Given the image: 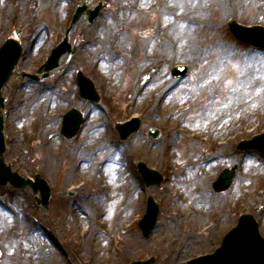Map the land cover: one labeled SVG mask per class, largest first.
Here are the masks:
<instances>
[{"label": "rangeland", "instance_id": "1", "mask_svg": "<svg viewBox=\"0 0 264 264\" xmlns=\"http://www.w3.org/2000/svg\"><path fill=\"white\" fill-rule=\"evenodd\" d=\"M10 1L13 4L23 5L24 7H30L35 4V0ZM53 1L44 0V6L38 13V18L35 21L20 23L14 19H9L4 26L0 27V46L9 37H15L16 30H20L21 35L18 39L23 48L22 57L2 93L5 98V162L11 166L13 172L18 173L22 177L32 178L35 174H39L44 178L52 189L50 205L47 208L37 205L35 196L29 187L20 190L13 189L10 185L0 186V201H10L17 196L26 197L34 212V228H39L41 225L42 227L45 226L46 229L52 231L57 239L64 244L69 239L73 242H79L73 239L76 230L74 229L72 216L73 214L84 212L83 205L84 201L87 200L86 193H93L94 189L89 185L80 188L75 184H67V182L72 180H69L68 177V172L71 169L70 155L73 149L85 140L89 125L102 115L104 116L105 126L109 129L110 139L107 143L114 145L112 150L131 149L132 147H138L142 150L139 154L128 155L123 166L125 175L135 178L141 193L137 209L133 210V216L128 223V227L130 234L139 238L142 241V245L137 251L127 249L126 244L115 246L116 257L111 263L129 264L133 261L154 257L153 264H164L169 257L170 248L160 245L155 234L160 221H163L167 217L165 206L169 198L162 192H165V187L170 184V176L174 175L173 169H169L166 166L164 160L165 152L172 151L178 156L182 155L183 158L191 142L188 136L177 133L172 134L175 124L177 123V126L180 124L193 130L202 127L204 125L201 120L204 114L203 108L208 106V102L210 104L220 103L229 94H231L230 97L235 98L234 101L256 99L254 101L257 103L259 95L255 91V88L259 82L257 84L254 82L253 87L250 89L251 91L243 89L242 84L237 86L235 83L238 82L237 76L242 78V73L247 66H256L260 69L258 73L264 72V50L238 42L229 33L227 23L236 21L246 26H264V0H240V5L238 0H212V7L207 8L205 15L206 24H195L193 33L191 34L193 41L192 49H196V53L199 55L184 60H177L178 54L175 51L174 57H172L173 60L169 64L165 65L164 61L160 60L156 61L152 68H143L142 65H138L144 55V51L141 50L140 45L153 34L155 20L158 15L156 13L149 14L145 22L136 17L134 19L130 17L129 21H126L121 28L123 38L120 45L116 48L106 45L112 53H118L124 57L120 61V64L126 63V67L120 68V79L117 89H110L100 82L99 71L92 64L90 53L87 51L85 44V38L87 36L93 38L101 37L103 29L109 27L116 18L119 8L118 0H105L104 9L94 23L89 24L86 18H82L77 22L68 34L69 43L77 49L75 55L70 60H68L67 55H64L60 59L58 68L51 71L47 78H41L35 82L20 75L21 72L36 73L37 69L49 56L51 49L65 36V31L69 27L71 17L78 5L82 3L93 5L98 0H64L63 9L58 14V17L53 16ZM222 4H225L224 8L228 10L225 14L224 12H218L222 11ZM58 23L61 25L60 27L57 26ZM37 25L47 28L44 31L45 38L39 47H31L32 34H34V28ZM99 48L102 49L100 46ZM216 58H219V61L214 66L212 61ZM176 65L187 66L188 71L183 78L172 77L170 70ZM210 67H215L217 76H220L217 82L211 84L212 95L209 96V93L202 92L191 99L190 96L193 94L192 89L199 75ZM77 71H82L94 82L100 95V102L91 103L80 98L76 84ZM60 73H62V80L65 79L63 86L69 90V94L74 97V100L72 101L68 97L69 100L61 101L57 104L60 105V108L56 111L57 116L54 115L57 117V120L56 125H53L52 136L53 138H58L54 143L59 147V150L56 151L58 154L52 160L54 163L52 165L51 159L53 155L49 153V148L39 146V141L30 137L38 133L43 123V119H37L36 115L33 116L30 106L35 103V99L38 96L43 95L45 90L54 83ZM146 75H148V78L144 81L143 79ZM135 78L138 79L140 88L148 86H152L153 89L155 88L159 92L158 101L150 105L146 102H140L139 104L132 103L129 98V83ZM165 80H175L177 84L175 99L171 98L174 95L167 97L166 92L160 93L162 83ZM255 81L257 80L255 79ZM260 87L262 88V86ZM240 90L242 94H237L236 91L239 92ZM249 91L251 92L250 94H248ZM26 93L31 96L29 101H26ZM182 93L189 94V104L175 118L176 114L174 115L171 111H165L164 109L168 108L170 103L176 106L178 98ZM233 93L234 95L232 96ZM71 108L82 111L85 115V122L78 135L67 140L59 134V130L63 114ZM134 115L141 119V127L136 134L131 135L125 141H121L115 131V125ZM243 121L244 124L245 121L248 122V127L240 132H231L228 129L226 133L214 135L215 139L224 143L218 146V150L223 149L224 146L227 147V150L223 151L224 155L219 159L217 170L210 178L208 187L202 194V197H199L200 202L201 199L205 200L206 209H211V198L213 197H224L226 199L230 194L233 196L238 195L237 187L241 183L245 185V180L241 177L242 172L244 173L249 169L245 163L251 162L264 169L263 155L256 151L240 152L236 150V145L239 141L264 133V122L258 123L253 115L246 119L243 118ZM237 126H239V120L237 121ZM150 128L160 130V138L153 139L148 136L147 133ZM12 135L20 136L22 143L26 142V149L24 151H14L12 149L15 141L14 139L11 140ZM196 145L197 147L194 151L196 156L206 157L207 153L213 150V145L208 141H201ZM105 159V154L100 157L95 156L90 166H99ZM139 161L145 162L148 167L160 172L163 175V182L160 185L146 186L137 171L136 164ZM233 165H238V172L229 189L220 193L214 192L212 189L213 182L223 169ZM255 186L261 192L260 200L252 202L250 198L242 208H229L221 215L222 219L214 220L212 217L199 216V219H197L199 222L197 221L198 224L195 226L197 227L196 229L191 223H185L180 227L175 222L169 223L171 228H174L175 234L178 237H181L184 231L192 232L197 230L196 234L188 237L184 245L180 247L176 256L178 263L186 264L190 259L212 253L219 247L225 233L236 225L241 214H250L254 217L264 238V180L255 182ZM171 187L177 188V186L172 185ZM70 191H73V196L69 195ZM148 196H151L158 204L159 215L156 225L151 230L149 236L145 238L138 227V223L145 214ZM87 213L89 214L88 210ZM41 218L44 222L42 224L39 221ZM62 221L65 223L63 224ZM162 231H164V227L161 225ZM90 239L91 237H87L82 241L81 251H83V244L88 245ZM5 240L7 241L0 240V264H25L22 260L7 261L5 259L7 254L5 242H10V239L6 238ZM71 252H77L73 244ZM77 262L78 264H88L84 256L83 258L77 257Z\"/></svg>", "mask_w": 264, "mask_h": 264}, {"label": "bare ground", "instance_id": "2", "mask_svg": "<svg viewBox=\"0 0 264 264\" xmlns=\"http://www.w3.org/2000/svg\"><path fill=\"white\" fill-rule=\"evenodd\" d=\"M120 1H117L119 8L115 20L109 27L103 29L101 37L87 36L85 38L87 51L90 53L92 64L99 71V80L102 84L110 89H117L120 68L126 67V63L120 64L124 57L118 53H112L106 45L115 48L120 45L123 38L121 28L126 21H129L130 17L133 19L136 17L145 22L149 14L156 13L158 15L153 34L140 45L144 55L138 65H142L143 68H152L154 63L160 60H163L165 65L169 64L173 60L175 51L178 54L177 60L199 55L196 53V49H192L191 34L195 24H206L205 15L207 8L212 7V0ZM53 2V16L58 17L63 9L64 0H54ZM238 3L240 5V0ZM43 6L44 0H35V4L30 7L13 4L10 0H0V27L4 26L9 19L20 23L35 21ZM224 6L225 4H222V11L218 12H224V14L228 12ZM219 14L217 15L219 16ZM57 26L61 25L58 23ZM46 29L41 25L34 28L31 47H39L43 43ZM218 61L219 58L212 61L214 66ZM258 70L260 69L256 66L245 67V74L242 73V78L237 76L238 82L235 83L237 86L242 84L243 89L250 90L254 82L256 84L259 82L255 88L259 95L257 103L254 101L256 99L234 101L235 98L230 97L231 94H229L220 103L210 104L208 102V106L203 108L204 114L201 120L204 125L202 127L193 130L175 124L172 134L188 136L191 142L183 158L182 155L178 156L172 151L165 152L166 166L173 169L174 175L170 176V184L165 187V192H162L169 198L165 206L167 217L160 221L161 224H158L155 234L160 245L170 248L169 257L164 264H180L176 257L180 247L184 245L188 237H192L197 231L194 229L192 232L184 231L181 237H178L169 223L175 222L179 227L185 223H191L196 229L199 216L212 217L214 220L222 219L221 215L225 210L242 208L250 198L252 202L260 200L261 192L255 186V182L264 180V169L247 162L245 164L249 169L242 172L241 176L245 180V185L241 183L237 187V196L230 194L226 199L213 197L211 198V209L205 208L204 199L199 201V197H202L210 178L218 168L219 159L224 155L223 151L227 150L226 146L218 150V146L224 143L215 139L214 135L226 133L228 129L231 132H240L244 128L246 129L248 122L245 121L244 124L243 118L246 119L252 115L258 123L264 122V72L258 73ZM61 75L62 73L30 106L33 116L36 115L37 119H43L38 133L30 137L38 140L39 146L49 148V153L53 155L51 161L58 154L56 151L59 150V147L54 143L58 138L52 136L53 125H56L57 120L54 115L57 116L56 111L60 108V105L57 104L69 99L74 100V97L69 94V90L63 86L65 79L62 80ZM219 77L215 67L207 68L195 82L190 98L193 99L194 96L202 92H207L211 96V84L217 82ZM176 87L175 80H165L160 93L166 92L167 97L174 95L171 98L175 99ZM129 90V98L134 104L146 102L150 105L158 101L159 92L152 86L140 88L137 78L129 83ZM250 91L248 94L251 93ZM236 93L242 94L241 90ZM188 95V93H182L176 106L170 103V106L164 110L176 114V118L188 106ZM25 96L26 101H29L31 96L27 93ZM247 115L249 116L247 117ZM103 117L100 115L89 125L85 140L77 145L70 155L71 169L68 172V177L69 180H72H67L69 181L67 184H75L80 188L89 185L94 189L93 193H86L84 212L72 216L76 230L73 239L79 242L69 239L64 244L45 226L34 228V212L30 202L26 197L17 196L10 201H0V240L10 239V242H5L7 250L5 259L7 261L22 260L25 264H78L77 257L83 258L84 256L88 264H112L111 262L116 257L115 246L126 244L127 249L132 251L141 248L142 241L132 236L128 227L133 212L137 209L141 193L137 181L134 177L125 175L123 166L128 155L139 154L142 150L138 147L112 150L114 145L107 143L110 135ZM238 120L239 126H237ZM12 139L15 140H13L14 147H12L14 151L26 149V142L22 143L20 136L12 135ZM201 141H208L213 145V150L207 153V158L195 155L196 144ZM103 154L106 155V159L102 164L91 167L93 157H100ZM171 185L177 186V188L171 187ZM39 221L41 224L44 223L42 218ZM62 223L65 222L62 221ZM161 225L164 227L162 232ZM87 237H91L90 242L88 245L83 244V251H81L82 241ZM72 244L76 247L77 252H71Z\"/></svg>", "mask_w": 264, "mask_h": 264}, {"label": "water", "instance_id": "3", "mask_svg": "<svg viewBox=\"0 0 264 264\" xmlns=\"http://www.w3.org/2000/svg\"><path fill=\"white\" fill-rule=\"evenodd\" d=\"M85 9L86 6L78 8L72 19L70 29L77 22ZM100 9L101 6L99 5L94 11H88L89 22L94 20ZM228 28L234 37L243 43L264 48V27H246L233 21L228 24ZM67 51L71 54L74 53V49H70L65 39L63 43L52 51L51 56L47 62L40 67L38 73L45 72L43 77H47L46 72L56 68L60 57ZM21 55L22 49L19 43L14 39L7 40L0 48V109L3 107L4 102L1 97V89L11 76L13 68ZM185 71V68H180L175 70V74H177V72L178 74H183ZM28 77L34 80H38L39 78L38 75H28ZM77 78L82 97L98 101L99 97L92 82L84 77L81 72L78 73ZM81 123V114L75 110L69 111L64 117L62 133L67 138L73 137L77 133ZM139 126L140 121L138 119H133L126 124L118 125L117 130L120 133V137L125 139L131 133L136 132ZM2 129L3 117L0 111V184L5 185L9 181L14 188H24L30 185L33 187L34 192L39 189L42 196V201L40 203L46 206L50 198V189L46 182L40 178L39 175H36L35 183L30 179H23L17 173H12L10 167L5 165L2 157L5 151ZM150 134L153 137H158L160 135L159 132L154 129L150 131ZM237 148L239 150L256 149L264 154V134L250 141L241 142ZM236 169L235 166L231 170H224L214 183V190L217 192L226 190L231 184ZM139 171L147 185H158L162 182V176L155 171L149 170L143 163L139 164ZM157 214L158 207L153 199L149 198L147 213L139 224L143 230L144 236L148 237L150 230L156 222ZM153 262L154 259L151 258L147 261L134 262L133 264H152ZM188 264H264V240L259 234L258 225L254 218L251 215H242L238 225L224 237L221 247L217 249L215 253L193 259L189 261Z\"/></svg>", "mask_w": 264, "mask_h": 264}]
</instances>
